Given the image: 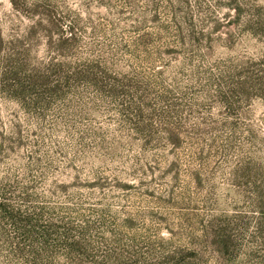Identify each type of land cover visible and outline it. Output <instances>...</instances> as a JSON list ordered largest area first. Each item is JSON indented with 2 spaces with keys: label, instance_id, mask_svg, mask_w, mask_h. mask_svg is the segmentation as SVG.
<instances>
[{
  "label": "rangeland",
  "instance_id": "rangeland-1",
  "mask_svg": "<svg viewBox=\"0 0 264 264\" xmlns=\"http://www.w3.org/2000/svg\"><path fill=\"white\" fill-rule=\"evenodd\" d=\"M190 1L185 12L201 31L198 42L183 24L185 42L179 39L163 0L154 7L145 0H0V45L24 36L40 13L54 15L76 40L67 62L106 63L129 85L147 84L154 108H129L141 112L138 122L180 128L176 148H144L130 130L137 121L87 87L36 111L0 92V146L14 128L20 134L14 149L0 152V183L14 187L10 205L44 209V223L69 227L70 241L98 259L264 264V210L252 208L264 181V80L257 78L264 75V0H199L204 12ZM26 47L32 62L49 57L42 39ZM221 74L227 78L218 81ZM236 85L234 103L223 106L218 90ZM127 100L141 105V92L131 90ZM27 186L32 199L22 202L19 189ZM235 214L244 217L228 226L237 248L219 257L206 228ZM3 255L0 264H23Z\"/></svg>",
  "mask_w": 264,
  "mask_h": 264
},
{
  "label": "trees",
  "instance_id": "trees-1",
  "mask_svg": "<svg viewBox=\"0 0 264 264\" xmlns=\"http://www.w3.org/2000/svg\"><path fill=\"white\" fill-rule=\"evenodd\" d=\"M145 1L150 7H154L160 0ZM163 1L174 18L179 39L185 42V39L181 38L183 24L190 28L192 42L204 40L201 31L194 30V16L185 12L189 9L190 0ZM192 1L198 11H205L199 0ZM182 12H184L180 16L182 22L176 21L177 15ZM40 15H42L41 21L33 24L24 36L0 45V53L4 49L8 52L0 56V92L24 107V110L36 111L48 106L53 100L72 94L74 88L78 86L87 87L104 99L116 101V105L123 108L120 110V116L124 118L132 116L133 120L137 121L132 122L130 130L135 135L141 136L144 148L156 149L162 143L170 145L173 149L178 146L180 128L169 125L158 127L151 123L140 124L138 121L141 120V112L129 109L154 108L145 100L150 91L147 84L129 85V81H124L122 77L114 74L106 63L79 61L71 64L67 62L66 58L76 45L72 29H67L68 26L66 27V24L64 25L54 15L49 16L43 13ZM38 39L44 40L49 57L43 61L32 62L26 44L37 43ZM164 52L169 53V50ZM245 73L249 79H252L253 74L257 76L253 70H246ZM235 75L239 74L233 72L232 76ZM226 78V74H221L217 80L223 81ZM257 78L262 81L264 75H258ZM239 88L236 85L227 91L218 90L220 103L225 107L232 106L234 102L231 97ZM244 89L245 87L242 86V90ZM131 90L141 92V105L127 100ZM164 97L165 95L160 96L161 99H165ZM12 134L11 137L3 139L0 152L11 151L18 145L19 130L14 128ZM245 169L248 170L243 168ZM255 187L259 197L253 200L255 205L252 208L264 210V196L260 194L264 188V181ZM13 188L10 184L0 183V255L4 254L3 256L12 262L21 260L23 264H128L121 260L113 261L112 254H105L98 259L96 255L85 250V246L80 241H70L72 230L66 226L44 223L47 212L42 208L31 211L13 208L9 203L10 198L14 197ZM31 188L32 186H27L19 189L22 202H30L32 199L29 193ZM243 218L240 214H235L226 222L215 220L209 224L205 236L208 238L206 242L212 253L219 257H229L234 254L237 247L234 237L230 234L234 230L228 226L240 222ZM7 226L15 233L14 238L7 233ZM85 231L86 228L82 234ZM14 239L16 242L13 241ZM56 241L58 244L55 243ZM59 251H63L62 262L58 259ZM175 260L176 258L170 256L163 263L177 264Z\"/></svg>",
  "mask_w": 264,
  "mask_h": 264
}]
</instances>
